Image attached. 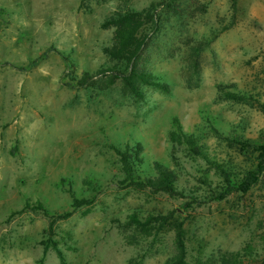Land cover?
Masks as SVG:
<instances>
[{"label":"rangeland","instance_id":"rangeland-1","mask_svg":"<svg viewBox=\"0 0 264 264\" xmlns=\"http://www.w3.org/2000/svg\"><path fill=\"white\" fill-rule=\"evenodd\" d=\"M235 3L0 0V264H60L52 248L43 255L49 239L66 264H134L145 250L140 264H164L175 254L173 231L130 245L122 228L131 214L182 221L185 264H219L247 244L262 252L264 179L212 200L219 176L168 138L176 118L235 182L255 165L256 154L228 147L206 121L264 143V0ZM150 6L157 27L139 65L168 90L143 86L136 98L119 84L104 87L108 74L98 73L111 67L103 50L113 30L103 24ZM197 42L205 47L193 69L187 50ZM219 87L251 99H221ZM126 145L139 149L144 175L155 174L154 163L171 170L178 195L122 186L113 148ZM68 191L89 204L73 208Z\"/></svg>","mask_w":264,"mask_h":264},{"label":"trees","instance_id":"trees-1","mask_svg":"<svg viewBox=\"0 0 264 264\" xmlns=\"http://www.w3.org/2000/svg\"><path fill=\"white\" fill-rule=\"evenodd\" d=\"M128 1L124 0V2ZM230 1L232 9H234L236 4L235 0ZM155 7L150 6L148 9L142 11L131 9L119 10L114 12L103 24V28H111L113 30V43L110 47H106L103 50L104 54L112 63L111 67L101 70L98 73L108 74L109 79L104 87L106 85L112 86L119 84L120 90L124 94L136 98H142L143 86L153 87L162 91L168 90L165 83L160 82L139 65L146 42L154 31H156L157 13ZM204 47L205 43L200 42L189 46L187 56L190 59L189 66L191 68L194 69L197 67L198 57L204 50ZM85 77H87V74H85ZM218 94L221 99L234 102H246L251 99L249 95L230 92L220 87ZM258 107L264 113V104L258 103ZM206 121L212 135L228 147L243 152V154L248 151L256 154L253 169L246 171L244 178L235 182L229 167L211 158L201 139L193 134L184 133L178 120L176 118L173 119L175 128L169 132V141L174 145L182 147L188 156L204 161L207 167L214 171L221 180L220 191L212 196V200H222L233 191L245 193L250 186L258 183L260 178L264 179V143L245 139L233 129L229 132H223L215 125L212 119L207 118ZM113 150L121 165L123 179L119 183L122 186L139 191L149 190L152 193H164L171 197L178 195L174 173L167 167L154 163L155 174L153 176H147L137 169L138 164H140L138 148L126 145L123 149L113 148ZM84 184L90 185L92 182L86 179ZM68 192L73 199V208H79L89 204V201L76 199L71 191ZM34 206L36 209L43 210V206L40 203H35ZM53 222L51 220L48 226L50 235ZM167 228L174 233L175 254L168 258L164 264H185L187 255L185 229L183 222L173 218L171 215H148L146 217H140L139 215L131 214L128 217V221L123 225L122 232H127V242L130 245H134L150 237L158 236L160 232ZM41 245H43V255L46 254L49 248H52L56 253L59 263L66 264L64 254L55 242L49 239L48 242H41ZM261 250L262 252L258 254L252 245L247 244L241 251L221 254L219 264H264V246L261 247ZM148 253L146 250L139 253L134 264L142 263Z\"/></svg>","mask_w":264,"mask_h":264}]
</instances>
